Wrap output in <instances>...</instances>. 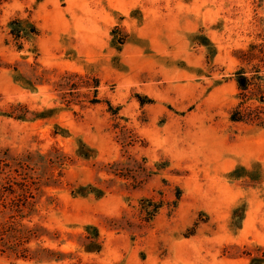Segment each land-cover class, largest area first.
<instances>
[{
    "label": "rangeland",
    "instance_id": "obj_1",
    "mask_svg": "<svg viewBox=\"0 0 264 264\" xmlns=\"http://www.w3.org/2000/svg\"><path fill=\"white\" fill-rule=\"evenodd\" d=\"M250 44L264 0H3L0 264L262 256L264 128L229 119Z\"/></svg>",
    "mask_w": 264,
    "mask_h": 264
},
{
    "label": "trees",
    "instance_id": "obj_2",
    "mask_svg": "<svg viewBox=\"0 0 264 264\" xmlns=\"http://www.w3.org/2000/svg\"><path fill=\"white\" fill-rule=\"evenodd\" d=\"M2 1L0 0V3ZM8 27L9 33L16 41L25 36L33 37L38 33L37 28L24 18L10 20ZM118 43L121 45L123 41ZM18 48H22L21 44H18ZM214 52V49L210 50V54H214ZM253 60L256 62L251 64L249 68V64ZM262 67H264V45L250 44L248 49L241 53V65L235 70L233 75L238 92L235 95L237 102L229 112L231 121L255 124L264 128V73L261 71ZM84 188L86 187H78L75 190V194L85 196V194L87 195V193L95 189L90 185H87V189L90 190L85 191ZM152 208L153 213L151 215L153 216L158 208L156 204ZM236 212L237 209L234 208L232 210L233 220L236 217ZM249 264H264V254L262 256H252Z\"/></svg>",
    "mask_w": 264,
    "mask_h": 264
}]
</instances>
